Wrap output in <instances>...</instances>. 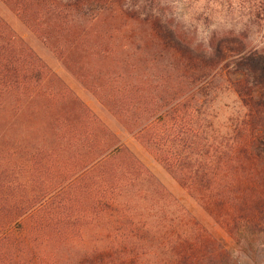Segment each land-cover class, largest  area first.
I'll list each match as a JSON object with an SVG mask.
<instances>
[{
  "label": "trees",
  "instance_id": "obj_1",
  "mask_svg": "<svg viewBox=\"0 0 264 264\" xmlns=\"http://www.w3.org/2000/svg\"><path fill=\"white\" fill-rule=\"evenodd\" d=\"M163 1L0 0L173 185L0 16V264H264V0L255 45Z\"/></svg>",
  "mask_w": 264,
  "mask_h": 264
},
{
  "label": "rangeland",
  "instance_id": "obj_2",
  "mask_svg": "<svg viewBox=\"0 0 264 264\" xmlns=\"http://www.w3.org/2000/svg\"><path fill=\"white\" fill-rule=\"evenodd\" d=\"M258 0H164L168 11L177 17L182 26L191 28L195 37L200 40L213 30L227 29L228 27L248 26L253 31L254 45L261 42L262 32L257 33V26L251 25L250 13L254 9L255 2ZM0 16L10 23L17 33L25 38L39 57L55 72L65 84L79 97V99L108 126L140 161L141 163L159 177L166 186L173 189V185L166 179L164 172L151 155H149L141 145H139L129 135H126L102 108L99 101L88 90L71 76L58 60L44 46L33 37L28 30L19 25L17 19L0 3ZM195 29V30H193ZM226 105H231L229 99H224ZM198 215V213L196 212ZM209 225L208 221L203 219ZM221 236V235H219ZM228 247H233L231 241L224 238Z\"/></svg>",
  "mask_w": 264,
  "mask_h": 264
}]
</instances>
